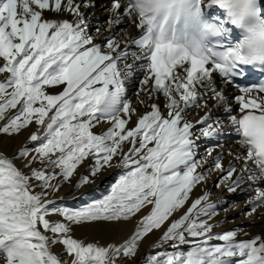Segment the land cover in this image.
<instances>
[{
    "label": "snow or ice",
    "instance_id": "snow-or-ice-1",
    "mask_svg": "<svg viewBox=\"0 0 264 264\" xmlns=\"http://www.w3.org/2000/svg\"><path fill=\"white\" fill-rule=\"evenodd\" d=\"M94 7L91 0H0V75L7 74L0 81V134L37 126L31 148L23 146L12 158L0 153L3 264H120L166 223L151 247L169 249L147 255L143 264H264V239L237 241L235 229L213 234L210 221L221 206L209 202L208 191L191 200L194 189L218 172L214 187L229 193L251 181L249 213L264 205V78L249 80L257 70L264 77V0H112V34L99 43L102 30L91 34L81 11ZM44 11L76 19H43ZM123 21L139 29L132 49L115 35ZM137 74V103L150 110L129 127L137 109L127 85ZM216 76L235 84V112L225 106L229 98ZM161 97L163 105L157 102ZM212 98L217 108L225 106L244 150L227 153L243 162L239 169L232 161L224 166L223 152L211 164V150L198 156L199 141L220 136L223 123L210 111L195 123L187 117L189 109L207 108L204 101ZM104 123L106 130L93 131ZM85 165L74 190L109 168L121 171L100 199L78 207L48 199ZM149 207L121 244L86 243L72 234L85 225L116 231ZM176 213H182L178 219ZM57 244L67 258L53 252Z\"/></svg>",
    "mask_w": 264,
    "mask_h": 264
},
{
    "label": "bare ground",
    "instance_id": "bare-ground-1",
    "mask_svg": "<svg viewBox=\"0 0 264 264\" xmlns=\"http://www.w3.org/2000/svg\"><path fill=\"white\" fill-rule=\"evenodd\" d=\"M91 3L95 5L94 8H81V11L87 14V19L91 22V34L95 35L94 29L96 27H99L101 29V25H99L97 21L103 18L108 19L109 22L112 18V15L109 11L112 0H91ZM121 11H123V9H121ZM43 19L73 21L76 19V17L68 14L67 12L57 14L54 11H44ZM136 33L137 31L134 24L128 23L127 21H123L121 25L116 29L115 35L117 39H122L128 42L129 48L132 49L131 39L135 36ZM111 34L112 33L110 31H102V35L96 38V42L99 43L106 36H109ZM124 47L125 44H121V48L123 49ZM127 62L132 63V58L129 57ZM3 64L4 61L0 59V66H2ZM121 67H123V65H121ZM6 75V73L4 75H0V81H3L6 78ZM139 78L140 76L139 74H137L136 78L133 79L127 85V97L132 101L133 106H135L137 109L136 114L132 117V123L129 125V127L134 126L136 120L139 119L140 115L150 110L149 108L137 103V97L135 93L138 86ZM62 87L63 86L57 87L55 89H49V91L59 92L62 90ZM218 87L222 89L224 94L225 88L222 85H219ZM225 96L227 97L229 95L225 94ZM140 97L146 99L143 92L140 93ZM157 102L163 105V97H161ZM204 103L207 104V108L201 106L200 108L189 109V115L187 118L190 119L193 123L203 117L205 115V112L210 111L211 115L213 116V113L216 109L215 99H205ZM108 127L109 125L107 123H104L101 126H98L93 129V131L100 133L106 130ZM36 130L37 126L33 123L28 128L21 130L18 135L0 134V153L4 154L9 158H12L23 146L27 145L29 148H31L33 144L29 141V136ZM214 141L219 142L220 145L215 147ZM199 144H202L199 149L209 148L210 150H212V155L206 158L208 164H211L213 157L220 154L221 152L225 153L223 158V164L225 167L228 166L229 161L236 163L237 169H239L243 164L242 161L237 163L233 159L232 155L227 154V149L231 150L233 155L242 153L244 150L240 147L239 143H235L232 146L228 144H221L219 138L216 137L215 139L210 140L201 139L199 141ZM126 148L127 145H125V149ZM15 163L18 167L23 168V161L16 160ZM34 167H39V165H34ZM86 167V165L84 167H80L77 173L72 178L71 183L65 184L58 193L51 194L48 199L55 200L57 201V203L66 204L64 206L78 207L80 205L90 202L93 199H98L101 196L106 195L109 191L111 184L115 182L121 171L120 169L115 167L109 168L103 171L101 175L96 177L94 183L84 185L79 190H74L73 186L77 183L80 176L86 174ZM249 167H253V165L249 164ZM23 170L26 173L29 171L28 169ZM219 175L220 173L214 172L213 175L208 179L206 185L197 186L194 189L191 197V200H194L196 197L200 196L204 191H208L209 193H211L209 202H216L221 206L219 214L210 221V223L216 225L212 229V233H223L235 229L238 231V235L236 237L237 241L248 240L256 236H259L264 239V205L257 207L255 212L249 213V197H246V195L254 194V192H250L247 190L251 187V181L242 185L241 188L238 189L235 193H229L223 187H214V184ZM260 187L264 188V185H260ZM81 193H84V195H81ZM239 199L241 200L239 201ZM191 200L189 201V204L191 203ZM223 209L227 210L225 211ZM149 211L150 207L142 209L141 212L137 213L130 221L117 225L116 231H109L104 225H85L83 227H75L72 234L74 238L84 240L86 243H99L101 246H106L109 243L121 244L131 237L141 218L147 215ZM181 214L182 213H176L174 218L178 219ZM166 227L167 223L161 229L154 230L153 232L145 236L139 244L136 256L129 261L123 260L124 264H143V260L147 255L154 254L155 252H159L162 250H168V244L163 245L162 248L151 247L163 235V232L166 230ZM214 243H219V241H214ZM182 247L185 250H187L188 248L187 245ZM52 250L54 253L60 254L61 259L67 258L63 254L62 245L57 244ZM0 264H3L2 257H0Z\"/></svg>",
    "mask_w": 264,
    "mask_h": 264
},
{
    "label": "rangeland",
    "instance_id": "rangeland-1",
    "mask_svg": "<svg viewBox=\"0 0 264 264\" xmlns=\"http://www.w3.org/2000/svg\"><path fill=\"white\" fill-rule=\"evenodd\" d=\"M105 2V1H104ZM51 195V194H50ZM50 195H49V197H50ZM48 197V198H49ZM60 218L58 217V220H59ZM120 264H124V261L123 260H121V262H120Z\"/></svg>",
    "mask_w": 264,
    "mask_h": 264
}]
</instances>
